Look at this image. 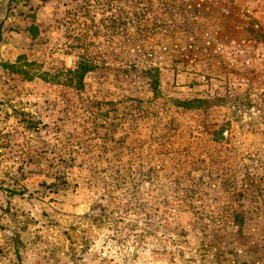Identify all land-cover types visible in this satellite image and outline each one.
Wrapping results in <instances>:
<instances>
[{
    "label": "rangeland",
    "instance_id": "obj_1",
    "mask_svg": "<svg viewBox=\"0 0 264 264\" xmlns=\"http://www.w3.org/2000/svg\"><path fill=\"white\" fill-rule=\"evenodd\" d=\"M0 264H264V0H0Z\"/></svg>",
    "mask_w": 264,
    "mask_h": 264
},
{
    "label": "trees",
    "instance_id": "obj_2",
    "mask_svg": "<svg viewBox=\"0 0 264 264\" xmlns=\"http://www.w3.org/2000/svg\"><path fill=\"white\" fill-rule=\"evenodd\" d=\"M16 1V0H13ZM26 2L28 0H25ZM33 37L36 36V28L31 27L29 29ZM24 56H19L17 58L15 65H7L5 68H11L12 72L15 74L21 75L23 78L31 79L33 77H36L35 72V66L36 64L34 62H27L24 60ZM94 69V66L89 62V60H86L84 58H80L77 62L76 68L72 70H66L65 71V77L61 78V76H57L55 79L57 82L61 83L64 86L70 87L75 89L76 91L83 90V80L85 75L92 71ZM152 91L155 92L157 90L155 84H151ZM205 101L202 100H192L188 102H178L180 105H183L187 107L188 109H197L198 107L194 104H202Z\"/></svg>",
    "mask_w": 264,
    "mask_h": 264
}]
</instances>
